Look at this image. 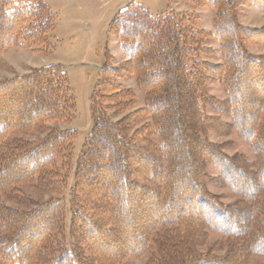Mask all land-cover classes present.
Here are the masks:
<instances>
[{"label": "trees", "instance_id": "16d2710c", "mask_svg": "<svg viewBox=\"0 0 264 264\" xmlns=\"http://www.w3.org/2000/svg\"><path fill=\"white\" fill-rule=\"evenodd\" d=\"M238 1L193 0L214 11L212 31L173 12L122 9L109 28L126 61L113 66L106 58L76 156V129L49 127L75 115L58 64L0 82V194L27 206L0 199V264H120L127 256H145V264H247L252 254L264 264V53L248 47L264 49V26L241 25ZM251 2L264 11V0ZM54 23L44 0H0V52L13 41L44 45ZM123 73L135 78L143 106ZM210 82L224 99L209 92ZM210 130L237 134L253 160L227 155ZM36 131L46 134L24 138ZM208 167L235 203L206 189ZM24 185L63 194L36 201ZM212 231L224 237L212 244L225 246L223 255L200 251Z\"/></svg>", "mask_w": 264, "mask_h": 264}, {"label": "rangeland", "instance_id": "374dc122", "mask_svg": "<svg viewBox=\"0 0 264 264\" xmlns=\"http://www.w3.org/2000/svg\"><path fill=\"white\" fill-rule=\"evenodd\" d=\"M55 16L54 28L48 34L44 45H22L13 41L0 52V82L16 75H24L32 69L49 64H58L69 79V86L75 97V115L71 121H51V128H75L77 131L74 156L92 125L90 114V100L99 78L101 69L107 57L113 66H119L126 61L121 50L119 40L110 32V24L115 16L125 7L135 4L145 8L152 16L173 12V14L190 18L191 21L208 31L213 29L214 11L206 6H197L193 0H44ZM238 22L250 28L264 26V11L259 10L251 0H239L237 11ZM214 49L219 48L217 41L210 42ZM249 51L263 54L264 49L248 44ZM213 63L220 62L219 57H204ZM108 59V58H107ZM122 84L132 89L138 98V107L144 104V95L138 90L133 76L123 73ZM209 92L219 99L225 98V93L218 82H210ZM114 116L113 120L119 119ZM224 120L227 116L222 115ZM46 132H31L24 136L28 141L42 138ZM210 140L220 145L227 154L234 156L240 153L253 160V153L249 144L235 133H218L209 131ZM209 166V165H208ZM206 189L213 195L220 197L224 203L233 204L238 196L222 182L210 180L215 176L213 169L208 167ZM22 192L36 201H44L51 197L61 196L62 192H41L31 185L22 186ZM65 192V191H64ZM66 193V192H65ZM0 199L7 205L27 208L0 194ZM224 241V237L217 232H210L209 237L201 247V252L213 250L212 255H223L225 246H212L214 242ZM212 253V252H210ZM247 264H261L263 257L252 254ZM146 257L134 258L127 256L120 264H145Z\"/></svg>", "mask_w": 264, "mask_h": 264}]
</instances>
